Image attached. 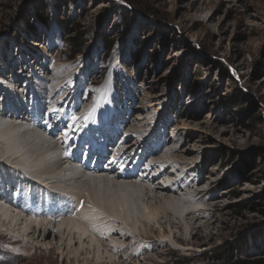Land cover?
Listing matches in <instances>:
<instances>
[{
    "label": "rangeland",
    "instance_id": "rangeland-1",
    "mask_svg": "<svg viewBox=\"0 0 264 264\" xmlns=\"http://www.w3.org/2000/svg\"><path fill=\"white\" fill-rule=\"evenodd\" d=\"M54 61L66 71L59 74ZM15 67L33 78L32 91L47 84L49 94L61 85L69 90L68 76L79 77L80 100L88 81L113 82L120 100L130 97L122 105L128 118L141 125L168 120L158 138L166 159L175 161L179 149L190 161L181 170L196 182L187 194L206 193L196 207L207 213L187 219L188 233L163 224L174 244L160 246L159 224L141 222L151 236L143 243L157 245L118 264H221L225 254L238 263L264 259V0H0V88L23 96V78L5 80ZM8 226L0 222V264H100L87 254L77 259L72 247L67 255L50 250L61 244L52 237H27L31 246L12 241Z\"/></svg>",
    "mask_w": 264,
    "mask_h": 264
},
{
    "label": "bare ground",
    "instance_id": "bare-ground-1",
    "mask_svg": "<svg viewBox=\"0 0 264 264\" xmlns=\"http://www.w3.org/2000/svg\"><path fill=\"white\" fill-rule=\"evenodd\" d=\"M46 60L51 63L49 59ZM52 63H55V65L53 64L54 68L58 69L59 74L63 67V71H66L65 64L58 61ZM41 64L40 70L47 68L45 61ZM16 69L15 67V71L11 74H5V80L20 83L19 81L23 78L24 82H21L23 89L19 94L24 95H16L11 92L10 86L6 89L0 88V222L5 227L9 225L14 228L9 232L12 235L10 237L12 241H20L22 245L31 246L30 242L26 241L27 237L35 238V241L39 238L45 241L48 237H52L61 244L56 247L50 245V250L56 248L59 253L64 255L68 246L72 247L70 252L74 253L73 255L78 257L77 259L83 254H87L95 257V262L100 264H118L124 259H133L139 252L154 248L156 244L154 241L149 245L143 243V238L149 239L151 236H146L149 233L140 229L141 222L159 224L157 244L160 246L168 241L174 244L172 233L168 232L163 224L167 226L169 222L177 224L188 233L191 226L187 219L194 220L196 212L207 213V210L196 207L203 203L206 193L197 190L193 195L187 194V191L192 189L196 183L195 180H189L182 173L183 170L192 167L188 158L181 155V150L178 152L177 145L173 149H177L173 153L175 161L167 160L164 155L167 154L163 150L165 141L158 140V138H162L160 136L161 129L165 127L168 120L160 117L154 120L153 125L151 123L148 125V121L141 125V123L135 122V119L128 118V114L122 110L125 101L129 104L130 97L127 96L121 100L120 96L115 98L117 101L109 97L107 104L103 102L102 96H99L96 102L93 99L88 105L82 107L91 94L95 97V94L100 92V89L94 87L96 83L93 79L88 81V85L85 86L88 92V97L85 100L76 98L77 87H80L79 77L76 80L75 77L68 76V78H72L71 84L73 85H70L72 88L69 87V90L61 85L60 91L54 90L49 94L46 93L48 85L44 84L41 88L36 86L32 91L30 86L33 84V78L28 75L23 76L22 74L26 72L24 70L21 74L16 73L18 70ZM62 81L64 80H58L57 86ZM25 87L27 90L24 89ZM42 88L45 90L43 94ZM49 89L51 88L49 87ZM72 93L74 98L70 97ZM109 93H115V91ZM113 102L117 105H113ZM109 104L112 105L113 110L112 121L115 120L121 125V128L118 132L113 131V127L109 123L105 126L106 131L116 132L118 137H124L121 148L115 151L114 156L121 158V153L127 155L130 151L138 148L143 149L142 155L146 156V159L150 156L148 150L153 153V157L142 162L144 166L146 162L147 164L152 163V169L139 168L136 170L139 177L134 179L132 176L124 177L118 175L119 172L115 173L117 169H120L117 164L105 168L102 161L107 162L109 157L105 154L102 161L94 163L96 168L93 166L92 169L82 168L73 156L74 152H70L71 154L62 152L60 144L50 136L49 129H41V125L46 124L44 121L47 120H55L58 126H64V122L67 121L70 130L82 126V121L84 124L95 123L96 125L105 111L102 112V110L107 109L106 105ZM80 110H82L81 113H79ZM124 114L125 117H122ZM30 117L32 118L30 119ZM130 121L135 125L128 131L126 126ZM148 126L152 129L149 130ZM100 128L105 130L102 125ZM53 131L58 133L59 130L54 128ZM173 131H175L174 127ZM136 133L137 135H135ZM73 135L71 133L70 136ZM68 136L69 134L63 133L62 138L70 139ZM105 136L107 135L104 133L102 138ZM143 136L144 138H142ZM151 137L154 139V142L151 143L158 144L157 147L148 146ZM176 138L177 136H172V139ZM127 140L128 143L124 147L123 143ZM117 143L119 142L115 141V144ZM123 161L128 164L127 160ZM110 167L112 169H109ZM172 167L176 172H180L178 175L176 174L177 176L174 175ZM157 172L159 173L155 178L148 179ZM156 181L158 185L154 186ZM42 194L50 196L47 199V206L51 207L49 216L41 217L22 210L28 205L31 208L35 207L36 204L31 197ZM17 198L19 201L14 202ZM54 199H61L62 205H55ZM43 201L40 200V202ZM68 203L74 205L72 206L73 210L66 217L56 221L52 220L55 212L71 207V205L68 206ZM164 217L169 219L161 221ZM15 229L20 230L18 235L12 233L16 231ZM5 231L8 232V229ZM5 231L1 236L5 235ZM135 237L137 240L134 243L126 242ZM140 238L142 239L140 240ZM189 245L190 243H187V246L183 247L184 250H190ZM69 259L72 261L71 256Z\"/></svg>",
    "mask_w": 264,
    "mask_h": 264
},
{
    "label": "trees",
    "instance_id": "trees-1",
    "mask_svg": "<svg viewBox=\"0 0 264 264\" xmlns=\"http://www.w3.org/2000/svg\"><path fill=\"white\" fill-rule=\"evenodd\" d=\"M75 55V53L73 54ZM232 254L220 255L218 259L221 261V264H264V259H252V260H243L238 262L232 261ZM183 264V263H179Z\"/></svg>",
    "mask_w": 264,
    "mask_h": 264
}]
</instances>
